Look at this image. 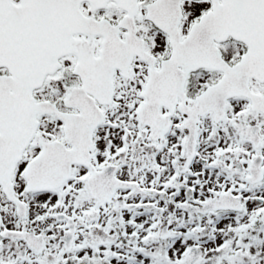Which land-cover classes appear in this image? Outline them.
Wrapping results in <instances>:
<instances>
[{
	"label": "snow or ice",
	"instance_id": "6c2138e0",
	"mask_svg": "<svg viewBox=\"0 0 264 264\" xmlns=\"http://www.w3.org/2000/svg\"><path fill=\"white\" fill-rule=\"evenodd\" d=\"M0 264H264V0H0Z\"/></svg>",
	"mask_w": 264,
	"mask_h": 264
}]
</instances>
